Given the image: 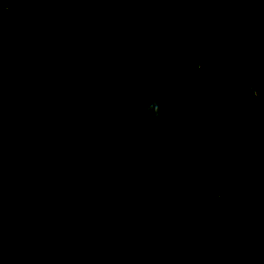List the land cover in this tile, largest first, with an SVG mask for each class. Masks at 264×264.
Masks as SVG:
<instances>
[{
	"label": "trees",
	"instance_id": "16d2710c",
	"mask_svg": "<svg viewBox=\"0 0 264 264\" xmlns=\"http://www.w3.org/2000/svg\"><path fill=\"white\" fill-rule=\"evenodd\" d=\"M19 1L29 16L8 10L14 0H0V157L6 151L1 131L18 117L29 122L33 136L37 128L47 129L46 144L34 143L46 162L67 161V173L78 176L73 186L67 175L53 174L64 185L54 187L56 199L69 206L59 207L63 220L79 202L85 206L76 210L82 224L72 225L77 242L64 250L65 263L183 264L173 258L183 253L186 264H264V240L249 239L244 224L226 214L236 207L231 185L247 144L257 151L255 168H264V0H213L222 4L218 11L212 4L184 7L161 22L167 38L142 37L126 54L117 49L126 43L115 34L112 39L108 13L122 12V0H91L87 10L70 0ZM200 12L215 25L192 23ZM24 18L28 23L20 30ZM101 39L111 48H100ZM176 50L181 55L171 53ZM54 54L62 56L59 68H53ZM241 55L244 70L235 66ZM174 69H184L185 79ZM246 80L260 96L237 108L233 87ZM145 96L146 103L158 98L156 118L139 103ZM9 174L17 177L18 171L10 167ZM3 175L0 186L8 188ZM91 192L97 198L88 209ZM40 193L54 199L45 184ZM27 199L11 203L17 219L34 214ZM40 199L34 198L39 210ZM113 201L118 211L109 209L98 223L100 210ZM40 217L38 230L19 231L22 239L34 234L60 248L64 222L54 239L52 223L47 228ZM22 225L17 221L15 228ZM196 226L219 238L216 252L196 242Z\"/></svg>",
	"mask_w": 264,
	"mask_h": 264
},
{
	"label": "rangeland",
	"instance_id": "374dc122",
	"mask_svg": "<svg viewBox=\"0 0 264 264\" xmlns=\"http://www.w3.org/2000/svg\"><path fill=\"white\" fill-rule=\"evenodd\" d=\"M70 1H72L73 3H79L82 10H87L91 4V0ZM135 1L122 0V12L118 14L115 11H108L109 19L111 20L110 26L113 27L112 39L114 38L115 34L118 37L119 41L121 40L126 43V45H121L119 47L116 46L120 51V54H126L129 51L131 52V49L137 42H142V37L146 38L154 35L160 36L161 34L163 37L167 38L168 34H166V32L164 31V25H162L161 22H166V20L170 21L172 17L171 15L184 9V7H204L207 4H212L215 11L222 9V4H220L219 1L214 2L213 0H210L208 2H206V0ZM10 9H22L21 11L23 12V14H27L28 16L31 14V12L25 10L24 7H21L19 0H14V2L8 7V10ZM37 11H34L33 13ZM132 16H134L135 19L133 21V18H131ZM190 21L194 24H200L201 26L209 28L215 25L212 20L207 19L205 13L202 14L201 12L194 14L191 17ZM27 23L28 18L22 19L21 25L18 26L20 30H24ZM61 30L62 32L78 33V31L73 29ZM35 37V31L32 30L30 34V41H32ZM138 37H140V41L138 40ZM100 42L102 44V47L100 48L112 46L110 45L112 43L108 41V39L107 41L101 39ZM67 44H69L72 48V42L67 41ZM63 52H65V50H63ZM71 52L72 54H76L73 51V48L71 49ZM171 53L181 55V52H179L178 50L172 51ZM79 54L84 56L86 53L84 51L79 52ZM1 56L5 57V53H1ZM53 57L56 61V63H52L54 65L53 68H59L62 65V63L60 64V61H62V56L54 54ZM242 58V55L238 57V61H236L235 66L241 70H244L247 64H244L245 67L241 66L240 61L242 60ZM109 62L120 64L119 66L125 65L123 62L120 63V61L110 60ZM232 63H234V61H232ZM52 64L49 63L48 67L51 68ZM84 66L90 67L91 64L85 63ZM122 69V67H118L117 70L122 71ZM173 71V73L180 76L183 80L185 79L186 76L184 69H174ZM27 74L28 71H25L23 74H20L16 77L22 78ZM176 84L178 85V83ZM259 96L260 91H258L256 87L251 84L250 80L238 82L233 87L232 98L234 99L237 108L241 107L242 104L250 103L254 98H257ZM253 116L254 112H251L250 117ZM22 120V118H14L13 121L15 123V126L7 124L1 131L4 133V135L2 136V140L5 144L4 148L6 151L1 152V155L3 156L0 157V175H3L4 172H7L5 179L9 183V185L8 188L0 186V264H69L65 263L64 257L67 256V253L64 250L72 249L77 242V233L74 228L75 226L73 227L72 225L74 222L77 224L79 221L77 218L76 210H85V206L82 201L79 202L77 207L75 209L73 208L69 212L70 215L68 216V218L63 220V217L65 215L62 216L61 214L64 212V208L69 206L60 205L62 203H59V201H57L56 199V197L58 196V192L57 190H55V188L61 186L60 188L63 189L64 185L63 183H61V181L54 178L53 174L55 173L54 171H56L57 173L59 172L58 175H60L61 177L67 175V178L72 181L71 184L73 186L75 184V181L78 180V176L73 174V171L71 170L69 173H67V161H63L58 166L55 161L46 162L44 160L46 153L38 148H35L34 143H37L38 145L43 143L46 144L43 139V134L47 129L44 131H39V129L37 128L36 131L38 134H36V136H33L31 130L29 129V122H23ZM7 150H14L16 152L18 151V153L15 154L12 151V154H10L11 152ZM242 156L243 159L241 161V165L238 168L237 177L234 178V182L231 185V188L235 189L236 192V195L234 196L236 207L233 210H227L226 214H230L236 221L242 222V224H244L245 227L243 228V234L249 237V239L264 240V168H255L254 165L256 164L257 151L252 145L247 144L243 148ZM10 167H14L18 171L19 175L17 174V177L11 176L9 174ZM28 167H36L37 173L34 174L32 171H29ZM175 167L176 165L174 166L172 171L176 169ZM194 180L195 178L191 179L185 192H188V189L191 184L193 185ZM51 182L57 184H55V186H51ZM217 182L218 180H216V184ZM44 184L50 188L51 194H53L52 198L54 199H51V197H49V195L47 194L45 195L44 193H40V190H42ZM7 191H10V193H7ZM71 194L72 196H75L74 193ZM26 196L28 198L27 211H32V207L34 208L35 205V208L33 210L34 214L31 217L26 214V216H22L21 219H17L15 215L13 216L15 211L12 209L11 203L15 202L14 200L16 199V202L18 204H21L22 197L25 198ZM36 196H38L39 199L41 198L40 200H42L43 203V208L40 210L38 209L39 206L37 207V205L35 204L34 198H36ZM96 198L97 196L94 192H91V197L89 198V200L87 197L88 209L89 207H91L90 205L93 206L92 203H94ZM126 202H129L131 205L132 199H126ZM60 206L64 207L63 210L59 208ZM112 208L117 209L116 211H118L119 206L114 201L111 205L108 204L106 206H103V210H100V212L98 213V223H102L103 219L106 218L105 215L110 213L108 210ZM92 214H94L92 215L94 218L95 213L92 212ZM34 215L37 217L34 218ZM39 216H41L40 218L42 219V221H44V223L49 224L47 228H49L50 222L52 223V227H50L49 230L51 232V235H53V238L58 236V226L62 227V223L64 222L63 227L67 231H65V234L62 233L63 239L60 248H58V246L56 247L53 244H49L44 238L36 236L34 234L29 235V237L24 240L22 239V236L24 235L21 233L22 231L25 233V231L38 230L37 220L35 219H37ZM60 216L62 217L59 220ZM17 221L23 223L20 229L15 228V224ZM79 223L81 222L79 221ZM88 230L89 228H87V231ZM196 232V242L203 243V245L207 249H211L216 252L215 250L218 244H220L219 238L214 236L211 232L205 230L201 226H196ZM89 250L95 251L96 247L93 245L89 247ZM10 253L12 254V260L8 262V256L10 255ZM173 258L174 261H181L183 264H186L189 261V259L183 258V253L173 255ZM84 259H86V257H84ZM94 262L98 263L97 261ZM100 264L132 263L106 262Z\"/></svg>",
	"mask_w": 264,
	"mask_h": 264
},
{
	"label": "clouds",
	"instance_id": "9594fccd",
	"mask_svg": "<svg viewBox=\"0 0 264 264\" xmlns=\"http://www.w3.org/2000/svg\"><path fill=\"white\" fill-rule=\"evenodd\" d=\"M146 101H148V97L147 96L142 97V98L139 99V103L141 105H146L147 109L153 110V112H152L153 117L156 118L159 115V111H158L159 101H158V98L152 97L150 103H146Z\"/></svg>",
	"mask_w": 264,
	"mask_h": 264
}]
</instances>
